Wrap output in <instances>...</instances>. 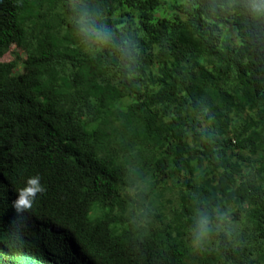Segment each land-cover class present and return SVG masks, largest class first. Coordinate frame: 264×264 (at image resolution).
I'll return each mask as SVG.
<instances>
[{"label": "trees", "instance_id": "16d2710c", "mask_svg": "<svg viewBox=\"0 0 264 264\" xmlns=\"http://www.w3.org/2000/svg\"><path fill=\"white\" fill-rule=\"evenodd\" d=\"M0 264H264V0H0Z\"/></svg>", "mask_w": 264, "mask_h": 264}, {"label": "rangeland", "instance_id": "374dc122", "mask_svg": "<svg viewBox=\"0 0 264 264\" xmlns=\"http://www.w3.org/2000/svg\"><path fill=\"white\" fill-rule=\"evenodd\" d=\"M24 59L23 55L19 50H17L15 47H12L10 52L4 57L5 62H12L15 60H19L21 62Z\"/></svg>", "mask_w": 264, "mask_h": 264}]
</instances>
